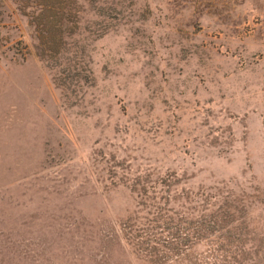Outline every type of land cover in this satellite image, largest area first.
Returning a JSON list of instances; mask_svg holds the SVG:
<instances>
[{
  "label": "rangeland",
  "instance_id": "rangeland-1",
  "mask_svg": "<svg viewBox=\"0 0 264 264\" xmlns=\"http://www.w3.org/2000/svg\"><path fill=\"white\" fill-rule=\"evenodd\" d=\"M0 264H264V0H0Z\"/></svg>",
  "mask_w": 264,
  "mask_h": 264
},
{
  "label": "trees",
  "instance_id": "trees-1",
  "mask_svg": "<svg viewBox=\"0 0 264 264\" xmlns=\"http://www.w3.org/2000/svg\"><path fill=\"white\" fill-rule=\"evenodd\" d=\"M213 216H214V215H213ZM214 219H215V217H214ZM214 219H213V220H214Z\"/></svg>",
  "mask_w": 264,
  "mask_h": 264
}]
</instances>
